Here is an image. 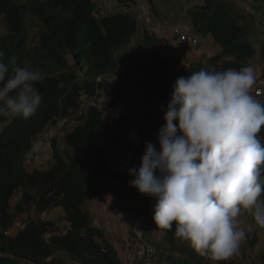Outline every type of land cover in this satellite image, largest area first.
I'll use <instances>...</instances> for the list:
<instances>
[{
    "label": "trees",
    "instance_id": "trees-1",
    "mask_svg": "<svg viewBox=\"0 0 264 264\" xmlns=\"http://www.w3.org/2000/svg\"><path fill=\"white\" fill-rule=\"evenodd\" d=\"M45 1L49 10L43 21L51 31L50 45L44 44L45 51L30 67L18 54L6 58L17 56L21 66L41 67L48 75L37 85L42 102L34 116L0 119V264H122L117 249L84 207L92 196L138 195L123 163L117 164V156L130 168L140 166L139 157L151 137L144 138L139 150L131 149L132 130L157 134L158 120L164 115L162 106L166 109L176 80L201 66H181L177 48L147 32L131 44L139 27L126 11L96 16L94 0ZM256 1L264 4V0ZM118 2L125 8L136 0ZM9 18L12 20L11 15ZM189 19L197 33L211 34L222 47L220 54L209 59L213 65L206 70H239L250 65L258 53L247 21L243 25L242 14L225 0H204L203 5L189 10ZM67 55L76 68L70 67ZM109 72H115L116 79L97 80ZM103 91L112 110L119 111V105L132 97L146 107L137 115L120 110L117 120L111 122L104 118L103 110L91 105L87 116L79 117L74 130L67 133L65 153L53 146L55 163L51 167L28 170L26 163L35 156L38 134L59 119L69 118L86 97H100ZM259 101L264 103V97ZM258 135L264 142V126ZM18 192L21 199L13 207L11 201ZM29 207L39 216L61 207L68 227L62 230L54 221L38 216L13 236L8 229L15 215ZM252 221L255 223L253 216ZM174 230H165L163 239L171 254L163 255L164 262L206 264L207 258L176 238ZM246 238L250 246L258 242L254 232H248ZM226 262L222 264L231 263Z\"/></svg>",
    "mask_w": 264,
    "mask_h": 264
},
{
    "label": "clouds",
    "instance_id": "clouds-1",
    "mask_svg": "<svg viewBox=\"0 0 264 264\" xmlns=\"http://www.w3.org/2000/svg\"><path fill=\"white\" fill-rule=\"evenodd\" d=\"M18 60L0 50V119L8 121L27 120L42 102L43 74ZM255 82L252 65L179 77L161 109L159 148L146 142L140 166L129 169V184L155 201L157 228L174 227L176 238L213 264L245 241L242 211L264 227V103L251 92ZM145 247L150 260L156 249Z\"/></svg>",
    "mask_w": 264,
    "mask_h": 264
},
{
    "label": "rangeland",
    "instance_id": "rangeland-1",
    "mask_svg": "<svg viewBox=\"0 0 264 264\" xmlns=\"http://www.w3.org/2000/svg\"><path fill=\"white\" fill-rule=\"evenodd\" d=\"M109 1L113 2V7L121 6L119 3H114V0H94V6L96 10V14H102L106 13L107 4ZM228 2L229 6L232 10H234L237 13L242 14V20L240 21L243 25L247 24L250 26V29H248L249 36L251 39H254L255 46L258 47L261 50L262 41L264 40V5H261L256 0H225ZM47 10H49L48 5L46 4L45 0H0V50L4 51L5 53V60L6 58L11 54H18V56L27 63V65L30 67V65H33L37 63V60L43 53L45 45H50L49 38L51 37V31L48 27H46L43 17L46 14ZM114 10H108V12H113ZM11 15V19H8V16ZM155 15V14H154ZM156 16V15H155ZM175 25H179V23H176ZM146 26V25H144ZM174 28V27H173ZM174 33V32H173ZM143 32L142 30H139L135 38L131 41V44H134L138 40L141 39ZM176 36L172 38V41L175 42V47L177 48V52L179 54V58L181 60V66L187 67L188 69L194 67V66H201V69H206L211 67L213 64L209 61L210 58L220 54L215 51L212 46L207 51H202L201 45L204 42L203 38H201L202 43L197 46L195 49L186 51L181 44H179L176 41ZM45 44V45H44ZM205 44V42H204ZM203 44V45H204ZM262 53V52H261ZM70 62L71 68H76L75 64L71 61L72 57L71 55H67ZM250 65H252L256 70V82L251 90L255 89L256 87H264V57L262 55L256 56L251 59ZM41 73L43 74V78L47 77L48 72H46L43 68H38ZM80 75V73H78ZM102 81H112L116 79L115 72H109L103 76H101ZM253 94V92H252ZM254 95V94H253ZM84 99V102L81 106V108L74 112L70 117L68 122H62L61 119L58 120L57 127H56V136H54L51 139L52 143V150L50 151H44L31 158L26 163V167L29 170H35V169H47L50 167V163L54 162L53 158V146L57 149V151L61 154L65 153V138L67 133L74 130L75 125L78 124L77 119L79 117H86L88 108L92 104H96L100 107L101 110L104 112V118L107 121L115 122L117 120V117L119 115V111L121 110L126 115H137L141 111L144 110L146 107L142 103H140L136 98L132 97L129 98L126 102L121 103L119 105V111L118 110H112L109 107L108 103V97L105 91L102 92V95L97 98H93V103L90 104L88 99ZM262 99V98H261ZM158 128L156 129L157 134H149L148 132H140L137 128H134L132 130L130 139L128 141L129 147L134 150H139L141 148V145L143 143V140L146 136H150V141L153 143L157 148H159L158 144V130L159 128L165 123L164 119L161 118L158 120ZM174 123H178L177 121H174ZM2 128V124L0 123V129ZM47 130L45 128L44 131H42L40 134H38L36 141V147L39 148V143L42 141L43 137L46 135ZM128 149V148H127ZM145 149V148H144ZM144 149L142 150V153L139 157L143 155ZM52 154V158L50 155ZM127 154V153H126ZM128 155V154H127ZM36 159V160H35ZM120 158L117 156V164L123 163V168L126 170L128 175L131 179L133 177L129 174L130 166L125 164L124 162H120ZM22 193H17V196H15L11 203L13 207L19 203L21 199ZM105 196H100L95 199L102 200ZM150 197L142 195L138 193V195H131V197L128 196V206L127 208L133 207L134 214L136 213H142L143 215L147 214L148 212H151V203H150ZM93 202V201H92ZM92 202L88 204L89 207L92 205ZM104 203L111 201L106 199L103 201ZM134 204V206H132ZM154 204V203H153ZM146 208L145 212L143 211ZM14 210V208H13ZM121 210H124L121 208ZM15 211V210H14ZM247 215H241L239 218L240 220V226L247 231L251 226L250 218ZM39 215L36 213V211L29 207L26 208L24 212L17 213L14 217V223L13 225L8 229V232L10 234H13V236L17 235L22 229L26 227L28 222L30 220L37 219ZM39 217L42 219H50L54 221L59 227H61L62 230H65L67 227V221L65 219L64 211L61 207L54 208L44 214H41ZM127 228L124 230V233H122V239L123 242H130V244H139L142 248H146L145 244H152L156 247V255L154 257V260L152 264H158L159 262L165 263L163 255H169L171 254L169 252V245L164 242V234L165 230L157 228L155 223L153 222V219L148 220L146 224H142L140 228L137 227V224L135 221H128ZM260 227V226H259ZM258 230H255L254 233L258 236V242L257 244L252 247L253 252L257 255L258 258V264H264V227L258 228ZM131 231V232H130ZM257 231H260L259 233ZM124 234V235H123ZM246 240L241 244V246L244 248L245 254H252V252L249 251V243L246 245ZM259 243V244H258ZM131 244V245H132ZM130 245V246H131ZM252 250V249H251ZM168 252V254H167ZM130 254V252H129ZM231 259V258H230ZM227 263L226 261H221L222 263ZM244 262V263H243ZM232 263V262H231ZM228 263V264H231ZM166 264V263H165ZM206 264H213L209 259L206 260ZM234 264V263H232ZM239 264H249L244 258L240 260Z\"/></svg>",
    "mask_w": 264,
    "mask_h": 264
},
{
    "label": "crops",
    "instance_id": "crops-1",
    "mask_svg": "<svg viewBox=\"0 0 264 264\" xmlns=\"http://www.w3.org/2000/svg\"><path fill=\"white\" fill-rule=\"evenodd\" d=\"M137 1L138 3L148 4L158 19V25L156 28H149L147 26L142 25L139 27V30H142L143 33L147 32L149 34L156 35L157 37L165 38L169 40L170 43L174 45V47H175V44L172 41V38L174 37L173 27L175 26V24L179 23V25H182V24L191 23L189 19V10L194 7L201 6L204 4V0H137ZM114 3L118 4L119 2L118 0H114ZM261 5H264V4H261ZM115 7L106 9L107 12L102 13V15H106V14L118 11ZM111 9L114 11L108 12V10H111ZM98 15L99 14H97L96 16ZM201 38H203V41L205 42V44L203 42L201 45L202 51L209 52L208 49L211 46L218 53L222 51V47L214 40L211 34H208L207 36H204L201 34ZM251 40L254 43L256 42L254 39H251ZM260 45H261V50L258 47H256L258 50V53L254 57L259 56V55H262L264 57V40L262 41V43H260ZM87 99L90 104L93 103L91 97H88ZM36 144H37V141L33 145L32 154L36 155L37 157V155L41 153L42 151L39 148H35ZM65 146H66V143H65ZM50 157L51 159H53L52 154L50 155ZM54 163L55 161L51 162L50 167ZM18 193H21V192H18ZM100 196H105V197H103L102 200L95 199ZM128 196L131 197V194L129 193H123V194L108 193L104 195L92 196L89 202L84 207L90 213L93 224L102 228L106 234L107 239L115 246L121 258L122 264H125L126 260L129 258L130 245L132 244V243L130 244V242H127V241L123 242L122 237H120L122 236V233H124V230H126L127 228L126 225L128 221H135V223L137 224V227L140 228L142 224H146L147 221L151 220V218L153 217L154 213H153L152 205L153 203H155V201L151 198L150 199L151 212H148L145 215H143L142 213L134 214L133 207L127 208L129 204L127 202ZM106 199L110 200L111 202L104 203L103 201ZM91 202H92V205L88 207L87 205L90 204ZM132 206H134V204H132ZM121 208H123L124 210H121ZM247 214H249L248 217L250 218L251 224L253 226H251L246 231V234L248 232H255V230H258L257 227L260 228L256 223L252 221V215L249 211L247 210L242 211V215H247ZM67 227H68V223H67ZM257 232L259 233L260 231H257ZM247 244L248 243L246 240V245ZM254 247L250 246L249 251L252 252V254L257 257V255L253 252V249H255ZM245 253L243 250V255H245ZM158 264H165V263L159 262Z\"/></svg>",
    "mask_w": 264,
    "mask_h": 264
},
{
    "label": "built area",
    "instance_id": "built-area-1",
    "mask_svg": "<svg viewBox=\"0 0 264 264\" xmlns=\"http://www.w3.org/2000/svg\"><path fill=\"white\" fill-rule=\"evenodd\" d=\"M113 6H114L113 2L109 1L107 4V9L114 8ZM115 8L117 10L128 12L133 18H135V20L138 23V27L142 25H146L149 28H156L158 25V19L154 15V12L152 11V9L150 8L148 4L138 3V1L136 0V3H132L129 6H126L125 8H122L121 6H116ZM173 32L177 38L176 41L179 44H181L186 51L193 50L202 43L201 35L196 32L194 26L191 23L175 25L173 28ZM97 80L101 81V77L97 78ZM252 92L255 98L258 100L264 97V87H261V86L256 87L255 89H253ZM92 105L98 106L96 104H92ZM61 120L62 122L66 123L69 121V118L64 117V118H61ZM56 127H57V124H50L46 127L47 133L43 137L42 141L39 143V149L42 152L44 151L51 152L52 150L51 139L54 136H56ZM145 210L146 208L143 211L145 212ZM152 246L156 249L154 245ZM243 250L244 248L240 246L238 253L234 255L231 259H229L228 261L234 264H239L240 260L244 258L249 264H258V258L256 256H254L253 254L243 255ZM156 252L154 255L151 256L149 260V256H148V252L146 248H142L141 245L139 244H132L130 246V256L126 260L125 264H145L146 260L149 261V264H152L154 257L156 255Z\"/></svg>",
    "mask_w": 264,
    "mask_h": 264
}]
</instances>
